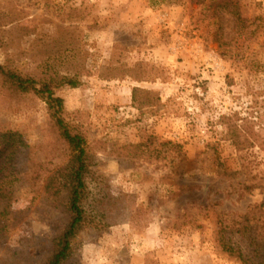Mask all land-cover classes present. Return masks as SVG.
I'll return each instance as SVG.
<instances>
[{
	"label": "rangeland",
	"instance_id": "1",
	"mask_svg": "<svg viewBox=\"0 0 264 264\" xmlns=\"http://www.w3.org/2000/svg\"><path fill=\"white\" fill-rule=\"evenodd\" d=\"M0 44L1 65L53 80L86 139L97 219L66 264H264V0H0ZM237 132L254 144L238 152ZM62 142L45 100L0 80V151L24 144L1 156L14 221L0 264H45L67 227L41 192ZM26 147L44 189L16 176Z\"/></svg>",
	"mask_w": 264,
	"mask_h": 264
},
{
	"label": "trees",
	"instance_id": "2",
	"mask_svg": "<svg viewBox=\"0 0 264 264\" xmlns=\"http://www.w3.org/2000/svg\"><path fill=\"white\" fill-rule=\"evenodd\" d=\"M0 80L6 87V92L10 95H14V97L33 94L44 99L51 112L54 129L59 139L62 140V143L66 146L67 156L63 158V162L59 165L61 166L59 169V176H57L55 180L53 179V182L51 178H47L50 180V191L52 190V193L41 191L42 195L46 197L47 200H52L54 206L63 210L69 217L68 225L63 233L52 241L54 251L45 264H66L72 256V241L81 232L94 224L97 219L94 216L95 208L94 210L88 209L90 205L87 203L90 195L88 180L92 171L86 139L83 135L75 133L65 121L64 100L56 96L53 80L37 82L32 78L23 77L7 65L3 66L1 64ZM64 80V83L74 88L79 84L78 80L70 78ZM136 91L137 90H135L134 93ZM243 133L237 132L231 137L238 152H242L246 148V145L251 146L255 142V139L251 140L249 137L243 135ZM7 137L11 136L5 135V138ZM23 146L24 144L20 143L19 147L15 148L13 144L5 143V147L0 151V162L2 161V155L9 154L10 152H16L15 154H18V150L21 148L23 149ZM163 146L176 147L172 143L163 144ZM26 150L29 158H27L23 164H27V166H23L22 169L18 170L16 176H22V173H24L27 175L29 184L34 190L38 191L39 189H44L40 180H45V177L41 174L42 172L39 169H43L45 166L38 161L32 163V158L30 156L33 155L34 149L26 147ZM45 176L47 177V175ZM7 178H10V176L7 175L5 179ZM11 184L12 183L9 182L0 184V202L3 204V209L0 212V240L6 239L11 232L10 227H12V225H10V222L14 221L11 216L13 215L11 209L13 193ZM105 204L111 207H124L127 201L126 198H121L119 200L110 198ZM96 206L98 207V205H95V207Z\"/></svg>",
	"mask_w": 264,
	"mask_h": 264
}]
</instances>
